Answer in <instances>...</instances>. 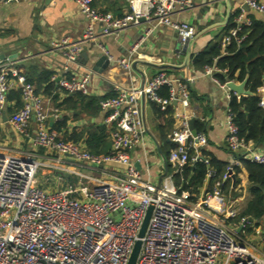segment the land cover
<instances>
[{"label":"built area","instance_id":"2783aa9c","mask_svg":"<svg viewBox=\"0 0 264 264\" xmlns=\"http://www.w3.org/2000/svg\"><path fill=\"white\" fill-rule=\"evenodd\" d=\"M75 1L87 27L79 41H52L51 51L59 52L65 64L62 72L51 76L55 89L49 100L62 89L73 94L90 93L91 73L75 74L71 67L89 42H96L109 62L120 66L132 79L140 43L157 29L170 27L177 32V58L188 51L196 35L194 25L173 19L176 12L192 9L193 0H128L130 11L124 15L98 9L95 0ZM244 2L264 21L263 0ZM143 24L142 38L125 55H113L100 41ZM250 25L251 19L244 12L237 14L234 25L223 36V46L233 41L240 45ZM217 71L225 72L215 64L203 68L204 74L226 87L227 83L215 76ZM193 80L192 76L179 79L161 71L142 88L116 85V95L99 102L105 113L104 123L110 127L113 152L96 154L81 143L60 137L49 125L46 99L35 83L13 60L0 59V121L6 114L10 91L17 88L22 105L8 117L9 122L21 136L32 137L30 129L35 128L33 148L17 153L0 150V264H128L151 204L154 209L135 264H264V228L257 229L253 237L245 236L242 230L250 223L248 218L242 217L239 225L231 223L239 215L238 209L230 207L220 212L211 206L214 200L226 201L223 180L216 178L210 189L196 196L177 187L172 171L160 183L145 177L128 152L142 144L146 135L142 101H154L162 109L174 102L187 107ZM164 85L169 86L168 97L159 93ZM260 104L264 106V99ZM52 116L57 119L60 115L54 112ZM226 124L230 150H243L245 160L264 164V152L240 135L230 106ZM171 138L176 146L169 159L177 164L176 172L191 161L210 164V158L199 151L206 136L202 132L193 135L187 117L172 130ZM79 163L102 176H89L92 184L71 183L67 175L76 173L74 167ZM238 163L227 168L223 179L232 175L230 171ZM41 170L45 182L50 179L49 173H58L56 181L62 186L44 187L38 178ZM215 175L216 170L210 166L207 176Z\"/></svg>","mask_w":264,"mask_h":264},{"label":"crops","instance_id":"0c3cea01","mask_svg":"<svg viewBox=\"0 0 264 264\" xmlns=\"http://www.w3.org/2000/svg\"><path fill=\"white\" fill-rule=\"evenodd\" d=\"M193 1L194 7L192 9L178 11L173 15V19L187 21L196 29V35L190 44L192 54L188 64L186 63L187 52L181 58L176 57V50L179 46L177 32L170 27H160L140 43L139 54L133 64L132 79L120 66L113 62H110L106 67L99 66L100 71L95 69L100 55L105 54L93 41L85 45L80 57L71 67L75 74L91 73L90 93L86 96L98 99L115 96L117 93L116 85L142 88L161 71L179 79L192 76L194 80L189 83V106L185 107L180 102H176L172 104L167 114H162L156 102L148 99L142 101L147 125L146 135L142 144L128 150V152L135 163H140L142 174L145 177H150L154 182L159 183L160 177L166 170L172 171L174 174L178 173L182 181L183 175L180 171H175L178 168L177 164L169 159L172 149L176 146L171 138V133L180 124L183 117H187L189 121L191 118H195L196 129L198 130V126H200L198 132H202L206 136V142L199 149L200 154L215 158L219 163L225 164L226 169L237 160L240 162L233 166L232 174L234 177L231 175L223 179L224 173L218 177L224 182L223 191L226 201L214 200L211 206L220 212L230 207H235L240 211L247 207L252 194L250 192L249 173L243 162L245 152L243 150L232 151L226 143L227 109L233 95L247 97L257 93L260 100L264 99V74L262 84L257 87L256 92L252 91L246 82L245 89L253 93L238 94L228 86H222L212 76L204 74L202 69L194 67L192 56L203 51L210 44H220L224 49L223 36L230 30V25L234 23L237 14L244 12L245 16L251 19V25L256 19L263 21V17L251 8L246 11L244 0ZM94 5L100 10L109 11L115 15H124L130 11L128 0H95ZM86 27L87 21L79 11L75 0L0 2V57L4 55V59L13 60L30 81L35 83L38 92L46 99L50 117H53L54 112H58L59 118H53L52 124L49 118V125L50 127L57 126L55 129H57L60 137L72 140L70 137L74 133H78L82 136L77 142L87 148L85 139L89 132L97 127L105 126L109 133V151H103L101 154H107L112 153L113 150L110 127L104 123L105 113L101 107L95 108L93 103H87L88 100L81 101L77 94L68 93L63 89L57 92L56 98L53 97L49 100L50 93L46 91L48 81L45 73L62 72L65 64V59L59 52L51 51L52 41L61 39H68L72 42L79 41ZM143 34L144 24L131 26L117 36L101 38L100 41L113 55L122 56L128 52L134 43L139 42ZM238 73L239 70L236 75ZM231 80L240 83L244 79L235 78ZM164 86L169 89L168 85ZM13 94H19V90L13 88L8 97ZM20 106L21 98L18 103L14 96L11 100L8 98L6 114L0 121V136L4 139V142L0 143V150L7 153H17L24 148H26L25 150L33 148L34 126L30 129L32 137H26L17 133L9 122L8 117ZM249 141L257 151L264 152V138L259 141ZM9 144H12V147ZM191 154L194 155V151ZM167 161L171 165V170L168 168ZM74 170L76 173L71 175L86 180L89 176L100 177L101 175L100 172L93 171L83 163L76 165ZM57 175L58 173H49V181H41L42 185L49 189L61 187L62 185L56 181ZM191 175L189 174V177ZM67 177L70 178L68 175ZM176 178H174L175 183L180 188ZM215 179L206 175L197 190L190 191L198 196L210 189ZM252 222L256 224L260 221L254 219Z\"/></svg>","mask_w":264,"mask_h":264},{"label":"trees","instance_id":"16d2710c","mask_svg":"<svg viewBox=\"0 0 264 264\" xmlns=\"http://www.w3.org/2000/svg\"><path fill=\"white\" fill-rule=\"evenodd\" d=\"M233 25L234 23L230 26L232 27ZM246 32L247 37L240 45H237V43L233 41L223 49L220 44H210L203 51L192 56V64L194 67L203 70L205 65H212L215 63L221 70H226V72L217 71L215 73V76L221 82H226L227 80L235 78L243 80L245 77H248V86L252 91L256 92L257 87L262 84L264 74V21L260 19L254 20L251 26L246 27ZM238 70L239 73L236 75ZM45 75L48 81L46 91L51 94L55 89L50 77L52 74L51 72H48L45 73ZM159 93L162 97H168V87L163 86ZM76 94L81 101L86 99L88 100L87 103H93L95 108H99L100 99L95 97L88 98L86 95L81 93ZM13 96L16 98L18 103L21 98L20 91L19 94L10 95L8 98L11 100ZM53 97H57V92L53 95ZM157 105L159 104L157 103ZM171 106L172 104L168 105L166 109H162L159 105L160 113L167 114L170 111ZM230 107L234 111L236 122L240 126L241 136L248 141H259L264 138V107L260 105V97L257 93L247 97H238L237 95H233ZM56 127L57 126L54 125L53 128ZM58 128L60 127L58 126ZM200 128L201 127L198 126V130H200ZM81 136L82 135H79L78 133H74L70 139L77 142ZM108 136L109 133L105 126L97 127L96 129L91 130L85 139L87 149L96 154H101L103 151L108 152ZM243 162L249 173L250 192L252 194V198L249 200L247 207L242 212L241 217L247 216L248 218L251 217L262 221L264 218V164L251 162L249 160H244ZM167 164L169 170H171L169 161H167ZM210 166L216 170V175L213 179L220 177V175L225 173L227 170L225 164H221L215 158L210 157V164L199 160L193 162L191 161L184 165L182 169H180V173L183 175L182 181L178 173L174 174V178L177 177L176 179L180 189L195 191L203 182ZM189 174H192L191 177H189ZM69 180L73 184H92L88 180L74 175H71ZM231 220L232 219L230 218L228 219L229 222Z\"/></svg>","mask_w":264,"mask_h":264},{"label":"water","instance_id":"95a60500","mask_svg":"<svg viewBox=\"0 0 264 264\" xmlns=\"http://www.w3.org/2000/svg\"><path fill=\"white\" fill-rule=\"evenodd\" d=\"M244 9L246 11H249L250 10L249 5L248 4H244ZM191 54H192V49H191V46H190L188 51H187V58H186V63L187 64L189 63ZM4 58H5V56L1 55L0 59H4ZM109 63L110 62H109L108 58L105 55H100L98 61L96 62L95 69L100 71L101 69L99 68V66L106 67ZM246 82H247V77L240 83H236L233 80H227V86L231 90L237 92L238 94H242V93L252 94L253 93L252 91H250L248 89H245ZM174 103H176V102H174ZM50 122H51V124L53 123V117H50ZM189 124H190V128H191V131H192L193 135H197L198 130L195 127V118H191L190 121H189ZM136 166L139 169H142V167H141L139 162L136 163ZM167 172H168V170H166L165 173L160 177L159 183L161 182L162 178L166 175ZM230 173H233V172L230 171ZM232 175L234 177V174H232ZM153 209H154L153 204H151L148 207V209H147V212L145 214L141 229L139 231L138 239L136 240V242L134 244V247H133L132 253L130 255L128 264H135L136 263V260L138 258V255H139V252H140V249H141V245H142V238L145 236V233H146V230L148 228V224H149ZM248 220L250 222H252V221H254V218L250 217V218H248ZM240 229L241 228H239V230Z\"/></svg>","mask_w":264,"mask_h":264},{"label":"rangeland","instance_id":"374dc122","mask_svg":"<svg viewBox=\"0 0 264 264\" xmlns=\"http://www.w3.org/2000/svg\"><path fill=\"white\" fill-rule=\"evenodd\" d=\"M1 142H4V139L0 136V143ZM12 144H9V146H11ZM12 147V146H11ZM26 148H24L23 150H25ZM102 175H100L101 177ZM38 178L40 181H44L45 180V176H44V173H42V170L38 172ZM241 211V212H240ZM239 212V215L235 218H233L232 220V224L233 225H239L242 217H241V214L244 210H240ZM245 218H248V217H245ZM264 228V218L262 221H260L259 223H253V222H250L248 223L247 227H244L243 230H242V233L245 235V236H252L254 234H256V230L257 229H262ZM253 237V236H252Z\"/></svg>","mask_w":264,"mask_h":264}]
</instances>
